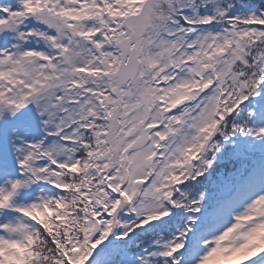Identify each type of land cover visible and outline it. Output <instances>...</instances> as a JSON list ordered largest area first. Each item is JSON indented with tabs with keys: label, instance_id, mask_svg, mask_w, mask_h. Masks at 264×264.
Segmentation results:
<instances>
[{
	"label": "snow or ice",
	"instance_id": "1",
	"mask_svg": "<svg viewBox=\"0 0 264 264\" xmlns=\"http://www.w3.org/2000/svg\"><path fill=\"white\" fill-rule=\"evenodd\" d=\"M0 264H264V0H0Z\"/></svg>",
	"mask_w": 264,
	"mask_h": 264
}]
</instances>
